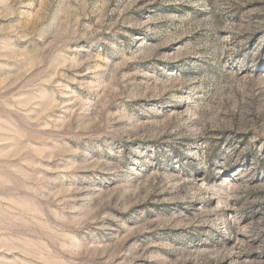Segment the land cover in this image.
Masks as SVG:
<instances>
[{"label":"rangeland","instance_id":"374dc122","mask_svg":"<svg viewBox=\"0 0 264 264\" xmlns=\"http://www.w3.org/2000/svg\"><path fill=\"white\" fill-rule=\"evenodd\" d=\"M0 264H264V0H0Z\"/></svg>","mask_w":264,"mask_h":264}]
</instances>
